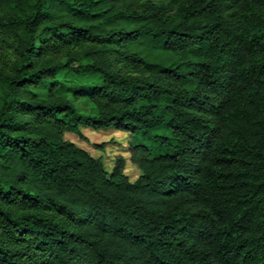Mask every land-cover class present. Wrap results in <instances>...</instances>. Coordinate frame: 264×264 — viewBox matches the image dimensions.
Here are the masks:
<instances>
[{
	"label": "trees",
	"instance_id": "trees-1",
	"mask_svg": "<svg viewBox=\"0 0 264 264\" xmlns=\"http://www.w3.org/2000/svg\"><path fill=\"white\" fill-rule=\"evenodd\" d=\"M0 264H264V0H0Z\"/></svg>",
	"mask_w": 264,
	"mask_h": 264
},
{
	"label": "rangeland",
	"instance_id": "rangeland-1",
	"mask_svg": "<svg viewBox=\"0 0 264 264\" xmlns=\"http://www.w3.org/2000/svg\"><path fill=\"white\" fill-rule=\"evenodd\" d=\"M45 88V87H44ZM43 88V90H45ZM81 135L67 134L66 139L79 147L87 150L92 156L102 158L108 170L115 166L119 158L126 160L125 173L131 181H134L140 174L137 166L130 161L128 134L114 129L93 130L81 129Z\"/></svg>",
	"mask_w": 264,
	"mask_h": 264
}]
</instances>
